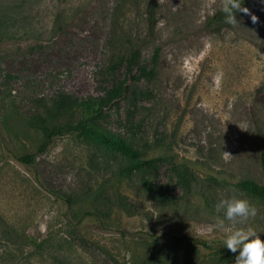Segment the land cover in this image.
<instances>
[{
  "label": "rangeland",
  "instance_id": "1",
  "mask_svg": "<svg viewBox=\"0 0 264 264\" xmlns=\"http://www.w3.org/2000/svg\"><path fill=\"white\" fill-rule=\"evenodd\" d=\"M14 3L0 18V264H235L170 240L241 227H216L232 190L264 239V199L239 185L264 183V0H244L236 24L213 21L220 0ZM136 50L133 73L151 71L139 80ZM120 81L127 92L94 128L158 157L154 192L102 137L70 132L37 150L40 124L80 119L54 106L60 95L99 99ZM28 152L32 163L18 159Z\"/></svg>",
  "mask_w": 264,
  "mask_h": 264
},
{
  "label": "trees",
  "instance_id": "2",
  "mask_svg": "<svg viewBox=\"0 0 264 264\" xmlns=\"http://www.w3.org/2000/svg\"><path fill=\"white\" fill-rule=\"evenodd\" d=\"M16 1V0H15ZM243 5L244 0H241ZM16 7L14 0H0V18L8 13L9 9H14ZM6 11V12H5ZM154 11H151V16H153ZM213 21H225L224 13L218 11L213 16ZM2 20L0 19V26H2ZM2 30H0L1 33ZM0 35V39H1ZM140 58V51L136 50L132 53L130 60L128 61V71L131 73V79L139 80L142 76H151V71L146 67H139L140 73H133L134 66L138 65V60ZM129 84L126 81H120L117 85L107 89L106 94L99 99H89V98H79L70 96L67 93H63L54 102V106L58 110L69 111L71 109L75 110L76 114L80 115V119L75 123H64V124H40L39 127L43 133V140L39 144L38 151L46 150L53 139L62 134L76 132L79 135L85 137H102L105 143H107L112 150L118 151L128 160V164L123 167V173L131 175L133 173H142V181L149 190H156V183L153 179V173L155 171L158 157L147 156L146 152L134 146L133 141L127 140L125 137H110L106 134L98 132L94 128V125L101 119L107 118L105 113V108L109 107L116 99L121 98L128 90ZM18 159L26 163H32L35 159V154L28 152L18 156ZM261 165L264 170V147L261 151ZM152 172L150 174L149 172ZM241 189L258 195L264 199V183L253 180V179H243L239 182ZM68 202L70 199L68 198ZM170 240L179 246L196 248L201 247L206 250L215 251L224 256L236 257L238 253L230 252L224 245L223 240H217L214 238L195 236L189 234H173L170 235Z\"/></svg>",
  "mask_w": 264,
  "mask_h": 264
},
{
  "label": "clouds",
  "instance_id": "3",
  "mask_svg": "<svg viewBox=\"0 0 264 264\" xmlns=\"http://www.w3.org/2000/svg\"><path fill=\"white\" fill-rule=\"evenodd\" d=\"M220 11L224 13L225 22L238 23L237 12L248 13V9L242 6L241 0H220ZM253 23L258 21L255 15L251 17ZM243 130V129H242ZM216 211H223L224 218H217L216 227L223 228L225 220L232 225L240 224L225 233L223 245L232 253H238L235 264H264V239L252 227H244L250 218H255L257 208L242 193L232 190L231 195L219 200Z\"/></svg>",
  "mask_w": 264,
  "mask_h": 264
}]
</instances>
